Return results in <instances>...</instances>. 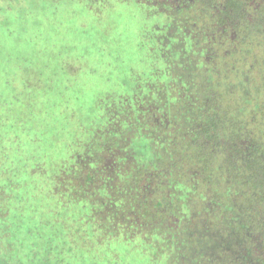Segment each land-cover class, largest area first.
Returning <instances> with one entry per match:
<instances>
[{"label":"trees","instance_id":"obj_1","mask_svg":"<svg viewBox=\"0 0 264 264\" xmlns=\"http://www.w3.org/2000/svg\"><path fill=\"white\" fill-rule=\"evenodd\" d=\"M0 1L12 35L64 0ZM117 1L155 16L159 64L90 133L45 156L0 92V264H264V0Z\"/></svg>","mask_w":264,"mask_h":264},{"label":"rangeland","instance_id":"obj_2","mask_svg":"<svg viewBox=\"0 0 264 264\" xmlns=\"http://www.w3.org/2000/svg\"><path fill=\"white\" fill-rule=\"evenodd\" d=\"M86 4L84 0L47 4L24 22H15L12 35L3 32L9 27H0V73H5L0 75V92L9 96L11 88L21 89L19 96L28 104L15 109H27L31 126L27 142L37 137L39 152L45 156L48 152V157L66 150L65 138L71 141L90 133V123L107 98L115 100L131 90L133 82L143 83L151 65L159 64L151 48L155 16L132 2L107 0L92 5L94 10ZM1 12L0 3L2 19ZM33 99L36 105L30 104ZM211 204L219 208L218 199ZM130 255L133 264L162 263L160 258L155 263L137 258V252Z\"/></svg>","mask_w":264,"mask_h":264}]
</instances>
